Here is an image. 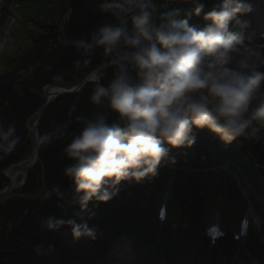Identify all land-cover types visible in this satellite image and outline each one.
Returning a JSON list of instances; mask_svg holds the SVG:
<instances>
[{"label":"trees","instance_id":"trees-1","mask_svg":"<svg viewBox=\"0 0 264 264\" xmlns=\"http://www.w3.org/2000/svg\"><path fill=\"white\" fill-rule=\"evenodd\" d=\"M8 1L11 6L0 5V41L6 39L0 55V122L16 125L20 143L11 154H0V191L8 185L4 172L32 154L29 127L34 124L36 112L44 102L43 89L48 85L73 87L90 67L103 59L97 53L91 66L75 67L74 61L80 59L79 54L61 41L87 38L90 32L110 19L98 11L101 0ZM258 1L245 0L252 9ZM158 2L177 12L179 19L190 16V25L203 28L204 14L217 0ZM197 4H203L204 11L200 16L190 15ZM51 15L52 21L48 18ZM230 30L242 31L236 22L230 25ZM243 36L246 41L247 36L244 33ZM8 40L13 50L6 47ZM29 65L38 67L32 72ZM110 78L111 70L108 69L102 82L107 84ZM92 87V83H88L76 95L56 98L42 114L39 142L53 122L63 124L70 120L69 135L46 148L40 142L38 165L28 172L25 185L0 204V264H98L108 260L112 249L125 239L138 253L149 246L155 251L162 248L166 260L173 264L190 248H184L185 240L172 236L171 219L179 217L204 232L203 214L207 207L218 208L238 223L245 209L254 205L264 218V140L233 141L225 145L207 129L193 130L196 142L192 147L170 149L154 178L140 183L122 182L113 199L107 203L92 201L88 211L82 212L74 182L62 175L68 162L61 153L70 142L71 134L79 130L75 117L89 116L93 111L88 100ZM74 104L76 110L70 112ZM54 183L60 184L64 197L46 202L42 199L43 193ZM165 197L168 198L169 218L167 223L159 225L157 211ZM48 216L86 222L95 230V239L74 241L67 223L55 230H42L40 220ZM250 235L249 248H263L260 237L252 232ZM158 236L161 245L156 244ZM229 243L234 244L221 241L222 250ZM151 253L152 250L147 251V256Z\"/></svg>","mask_w":264,"mask_h":264},{"label":"clouds","instance_id":"clouds-1","mask_svg":"<svg viewBox=\"0 0 264 264\" xmlns=\"http://www.w3.org/2000/svg\"><path fill=\"white\" fill-rule=\"evenodd\" d=\"M98 11L110 19L87 38L61 41L79 54L75 67L91 66L97 53L103 57L86 73L93 111L75 117L79 130L61 153L68 162L62 175L74 182L82 212L92 201L113 199L122 182L154 178L170 149L195 144L194 129H207L225 145L264 140V48L230 30L233 22L247 26L238 19L252 11L245 0H217L204 14L203 28L190 25V16L179 19L158 0H101ZM203 11L197 4L190 15ZM6 47L13 50L10 40ZM37 67L29 65V71ZM75 110L74 104L70 112ZM70 123L53 122L41 144L63 141ZM19 143L16 125L0 122V154H11ZM63 197L54 183L42 199ZM65 223L74 241L95 239L86 222L48 216L40 228Z\"/></svg>","mask_w":264,"mask_h":264},{"label":"rangeland","instance_id":"rangeland-1","mask_svg":"<svg viewBox=\"0 0 264 264\" xmlns=\"http://www.w3.org/2000/svg\"><path fill=\"white\" fill-rule=\"evenodd\" d=\"M0 2H1V0H0ZM5 3L7 5H11V2H6L5 1ZM261 3H262L261 5H263L264 4V0H261ZM259 5H260V3H259ZM48 18H49L50 21H52L53 16L51 15ZM238 19L241 22H248L249 21L252 24V27L247 25L245 28H242L243 31L245 32V34H247L248 37H249V39H248L249 42L248 43L255 45V44H257V42H260V41H262L264 39V26H261L262 22L264 20V8H262V6H260L259 9H257V7H256L251 13L247 14L245 16V18L239 17ZM9 26H10V24L5 26V30L3 31V35L4 36L7 34ZM0 44H1V42H0ZM258 46L261 47V48H264L260 44ZM0 53H2V51ZM20 178H18L17 181H20L19 180ZM6 198L7 197H4L3 199H1V202L5 201ZM248 212L255 213L254 209H250V210H248ZM204 217L206 218V215H204ZM209 217L211 219L210 225H212V223L214 224V222L215 223L218 222L217 219L219 218V214H217L216 211L212 210L209 213ZM228 222L229 221H226V223H228ZM261 225H262V221H261ZM171 226L175 230V233L178 234V235H181L180 232L184 228H189L190 227V225H187L186 223H178V222H175ZM191 227L193 228L194 226H191ZM261 229H262V227L258 228L259 232L261 231ZM194 231H196V230L193 228L192 233H194ZM199 248H201L203 250L202 246H199ZM202 250H201V255H204L206 253L205 252L206 248L204 249V251H202ZM192 251H193V249H192ZM192 251L189 253V255L192 254ZM213 256H219V254H213ZM209 257H210V255H209ZM187 258H188V255H185L183 257L178 258L177 259V264H188L189 260ZM118 259H119V256L116 255V254H113V255H111L110 259H108L107 261L101 262V264H149V263L160 264L161 261H162L160 256L157 259H154V258L150 259L149 258L150 259L149 260L144 255L139 257V256H135V254H133L132 256H130V255H128L127 257L125 256V257H123V258H121L119 260ZM238 262H240V263L247 262V264L249 263L248 260L245 259L244 254L241 255V256L237 255L236 257H234L232 259V264H237Z\"/></svg>","mask_w":264,"mask_h":264},{"label":"water","instance_id":"water-1","mask_svg":"<svg viewBox=\"0 0 264 264\" xmlns=\"http://www.w3.org/2000/svg\"><path fill=\"white\" fill-rule=\"evenodd\" d=\"M88 83H90V81L88 80L87 75H85L80 80V82L74 87L65 88L58 86H46L43 89L45 95L44 102L36 112V119L33 126L29 128L32 134V141H33L32 155L27 159L12 165L4 172V177L8 181V185L3 190L0 191V200L8 196L15 189L23 187L24 184L26 183L28 172L38 165L40 161V142H39V129H38L39 122L42 114L44 113L45 109L48 107L49 103L61 96L78 94L80 91L83 90V88ZM19 175L22 176L21 182L20 183L14 182L13 178Z\"/></svg>","mask_w":264,"mask_h":264},{"label":"bare ground","instance_id":"bare-ground-1","mask_svg":"<svg viewBox=\"0 0 264 264\" xmlns=\"http://www.w3.org/2000/svg\"><path fill=\"white\" fill-rule=\"evenodd\" d=\"M2 48H3V45L2 44H0V52L2 51ZM18 177L19 176H15L14 178H13V180H14V182H18L17 180H18ZM206 237H207V235H205ZM206 254V255H205ZM204 255H197V256H189L187 259L189 260V263L188 264H228L227 262H226V259H223V258H221V259H218V257H214V256H210L209 257V254L208 253H205ZM122 255H124V256H128V255H130V256H132V254L129 252V254L128 253H126V251L124 252V253H122ZM199 256V257H198ZM204 257V258H203ZM203 258V259H202ZM149 264H151V263H149ZM237 264H247L246 262L245 263H240V262H238ZM248 264H260L259 262H257V261H255V260H250L249 261V263Z\"/></svg>","mask_w":264,"mask_h":264}]
</instances>
